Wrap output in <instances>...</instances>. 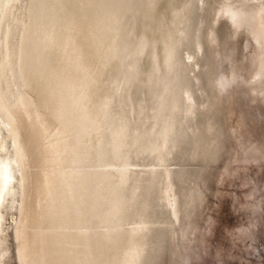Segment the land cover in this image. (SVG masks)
I'll return each mask as SVG.
<instances>
[{
  "label": "bare ground",
  "instance_id": "bare-ground-1",
  "mask_svg": "<svg viewBox=\"0 0 264 264\" xmlns=\"http://www.w3.org/2000/svg\"><path fill=\"white\" fill-rule=\"evenodd\" d=\"M233 1L0 0L17 264L186 261L232 134ZM238 6L264 38V4Z\"/></svg>",
  "mask_w": 264,
  "mask_h": 264
},
{
  "label": "rangeland",
  "instance_id": "rangeland-1",
  "mask_svg": "<svg viewBox=\"0 0 264 264\" xmlns=\"http://www.w3.org/2000/svg\"><path fill=\"white\" fill-rule=\"evenodd\" d=\"M263 2L238 0L229 5L237 12V23L233 24L236 34L231 28L230 58L241 66L233 76L225 72L221 78V93L231 98L232 134L223 164L221 161L215 171L208 208L196 230L192 251L189 248L190 255L182 264H264V72L260 70L264 55H259L264 53L263 46H259L264 45V38L247 29L244 11L238 6L260 7ZM255 37H259V42L252 41ZM259 47L261 52H254ZM254 56L261 58L256 63L259 66L256 78L251 70L254 64H249ZM11 196L4 198V207L0 209L5 232L0 236V264H17L12 230L6 224L12 222L14 215L16 195Z\"/></svg>",
  "mask_w": 264,
  "mask_h": 264
}]
</instances>
